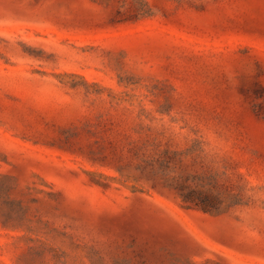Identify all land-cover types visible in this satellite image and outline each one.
Instances as JSON below:
<instances>
[{"label":"rangeland","instance_id":"374dc122","mask_svg":"<svg viewBox=\"0 0 264 264\" xmlns=\"http://www.w3.org/2000/svg\"><path fill=\"white\" fill-rule=\"evenodd\" d=\"M0 264H264V0H0Z\"/></svg>","mask_w":264,"mask_h":264}]
</instances>
